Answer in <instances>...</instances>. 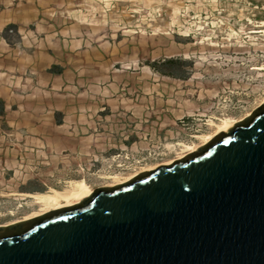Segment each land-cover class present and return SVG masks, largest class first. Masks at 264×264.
Returning <instances> with one entry per match:
<instances>
[{"label": "rangeland", "instance_id": "obj_1", "mask_svg": "<svg viewBox=\"0 0 264 264\" xmlns=\"http://www.w3.org/2000/svg\"><path fill=\"white\" fill-rule=\"evenodd\" d=\"M263 29L264 0H75V13L9 28L0 225L31 209L23 193L101 187L175 158L208 120L259 107Z\"/></svg>", "mask_w": 264, "mask_h": 264}, {"label": "water", "instance_id": "obj_2", "mask_svg": "<svg viewBox=\"0 0 264 264\" xmlns=\"http://www.w3.org/2000/svg\"><path fill=\"white\" fill-rule=\"evenodd\" d=\"M0 264H264V103L169 165L0 225Z\"/></svg>", "mask_w": 264, "mask_h": 264}, {"label": "bare ground", "instance_id": "obj_3", "mask_svg": "<svg viewBox=\"0 0 264 264\" xmlns=\"http://www.w3.org/2000/svg\"><path fill=\"white\" fill-rule=\"evenodd\" d=\"M261 32L264 33V29ZM255 69L264 70V63L260 64L259 67ZM263 103L264 100H262L261 104ZM252 112L253 110L246 113L241 118L224 115L218 118H213L208 120L207 122L208 131L202 134L193 135V137L196 138L199 142H195V141L191 143L179 142L174 149L176 153L175 158L170 159L163 163H157L147 168H143L140 172L156 169L160 165H169L174 160L183 158L186 154L196 150L200 146L207 143L220 131L222 130L228 131L231 127H233V124L235 122L243 120L244 118L248 117ZM140 172L134 174L132 173L128 176H120L119 174L102 175L101 178L107 181L108 183L102 185L101 187L114 186L116 184L124 183L129 179H131L132 177H134L135 175L139 174ZM94 189L95 188L92 187L86 180L80 179V180H70L65 186L59 189L50 187L44 192L23 193L20 196L24 197V199H29V205L31 209L27 211L24 215L19 216L18 218L2 225L8 226L20 221L34 218L36 216L42 215L54 209L79 203L84 198L88 197Z\"/></svg>", "mask_w": 264, "mask_h": 264}, {"label": "crops", "instance_id": "obj_4", "mask_svg": "<svg viewBox=\"0 0 264 264\" xmlns=\"http://www.w3.org/2000/svg\"><path fill=\"white\" fill-rule=\"evenodd\" d=\"M56 11L75 13V0H0V42L9 46V28L32 27L38 18ZM21 12L26 14H17ZM9 54L0 53V57ZM6 90L0 88V103L9 99Z\"/></svg>", "mask_w": 264, "mask_h": 264}, {"label": "trees", "instance_id": "obj_5", "mask_svg": "<svg viewBox=\"0 0 264 264\" xmlns=\"http://www.w3.org/2000/svg\"><path fill=\"white\" fill-rule=\"evenodd\" d=\"M167 62H170V63H179L178 60L174 59V58H171V59H168ZM172 76H176V75H172ZM178 77V76H176ZM5 113V109L3 106H0V115H3Z\"/></svg>", "mask_w": 264, "mask_h": 264}]
</instances>
